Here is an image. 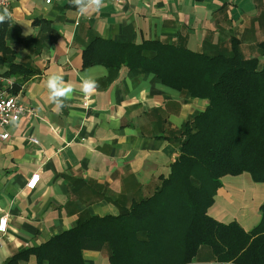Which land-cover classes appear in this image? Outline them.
<instances>
[{
	"label": "crops",
	"instance_id": "0c3cea01",
	"mask_svg": "<svg viewBox=\"0 0 264 264\" xmlns=\"http://www.w3.org/2000/svg\"><path fill=\"white\" fill-rule=\"evenodd\" d=\"M0 15L14 62L35 71L6 77L7 63L0 62V93L17 94L34 111L7 128L9 139L0 137V217H8L0 264L90 216H116L152 196L179 155L184 124L208 105L152 73L85 66L84 52L95 39L157 40L209 55L230 53L234 39L242 53L264 42V0H104L100 10L84 15L70 0H10L0 4ZM51 74L74 88L59 111L48 98ZM85 77L98 84L88 106L80 91ZM35 173L40 181L30 190ZM222 181L208 214L252 230L262 218L264 183L246 172ZM83 258L85 264H111L107 244L85 249ZM214 261L212 249L202 246L188 264ZM19 264L38 260L30 255Z\"/></svg>",
	"mask_w": 264,
	"mask_h": 264
},
{
	"label": "trees",
	"instance_id": "16d2710c",
	"mask_svg": "<svg viewBox=\"0 0 264 264\" xmlns=\"http://www.w3.org/2000/svg\"><path fill=\"white\" fill-rule=\"evenodd\" d=\"M5 30L1 24L4 75H33L14 62ZM259 46L264 56V42ZM5 53L10 56L4 59ZM95 64L152 73L208 105L184 124L179 155L152 196L116 216H90L6 264L30 255L38 264H85L83 251L103 244L111 264H188L202 246L212 249L213 264H264V202L262 218L250 231L208 214L224 176L246 172L264 183V60L245 57L236 39L230 53L209 55L157 40L135 44L97 38L84 52V65ZM19 87L16 82L14 92Z\"/></svg>",
	"mask_w": 264,
	"mask_h": 264
},
{
	"label": "built area",
	"instance_id": "2783aa9c",
	"mask_svg": "<svg viewBox=\"0 0 264 264\" xmlns=\"http://www.w3.org/2000/svg\"><path fill=\"white\" fill-rule=\"evenodd\" d=\"M55 0H45L47 4H52ZM112 2H120L124 0H109ZM10 0H0V4L8 6ZM0 79H3V75L0 72ZM85 105H89V96L84 97ZM34 114L33 109L25 106L19 99L17 94L7 95L0 93V128L4 129L0 137L2 139H9L10 133L7 131V128L17 122H19L24 116H31ZM31 141L38 143V140L34 137H31ZM40 181V174H33L28 182L27 187L30 190H34ZM0 222H2V227H0V233H5L7 231L8 217L3 215L0 217ZM1 241V237H0Z\"/></svg>",
	"mask_w": 264,
	"mask_h": 264
},
{
	"label": "clouds",
	"instance_id": "9594fccd",
	"mask_svg": "<svg viewBox=\"0 0 264 264\" xmlns=\"http://www.w3.org/2000/svg\"><path fill=\"white\" fill-rule=\"evenodd\" d=\"M76 7L79 14L84 15L89 11H98L104 6V0H70ZM5 20L4 15H0V22ZM46 87L49 93V101L54 105V109L59 111L64 107V101L70 99L74 88L66 83L61 75L51 74L46 80ZM98 88L97 82L91 77H85L80 86V91L85 96H91Z\"/></svg>",
	"mask_w": 264,
	"mask_h": 264
},
{
	"label": "rangeland",
	"instance_id": "374dc122",
	"mask_svg": "<svg viewBox=\"0 0 264 264\" xmlns=\"http://www.w3.org/2000/svg\"><path fill=\"white\" fill-rule=\"evenodd\" d=\"M243 55L247 58L258 57L261 62L264 60L263 50L261 49L260 46H256V48L254 50L249 49V48L248 49L244 48Z\"/></svg>",
	"mask_w": 264,
	"mask_h": 264
},
{
	"label": "snow or ice",
	"instance_id": "6c2138e0",
	"mask_svg": "<svg viewBox=\"0 0 264 264\" xmlns=\"http://www.w3.org/2000/svg\"><path fill=\"white\" fill-rule=\"evenodd\" d=\"M3 225H2V222H0V227H2Z\"/></svg>",
	"mask_w": 264,
	"mask_h": 264
}]
</instances>
